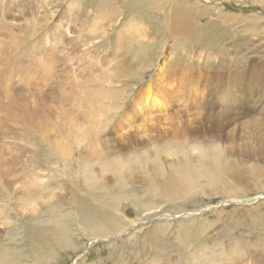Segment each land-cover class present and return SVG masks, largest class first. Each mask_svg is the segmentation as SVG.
Returning a JSON list of instances; mask_svg holds the SVG:
<instances>
[{
    "label": "rangeland",
    "instance_id": "374dc122",
    "mask_svg": "<svg viewBox=\"0 0 264 264\" xmlns=\"http://www.w3.org/2000/svg\"><path fill=\"white\" fill-rule=\"evenodd\" d=\"M192 2L199 4L191 6ZM0 10V30L14 35L17 42L28 41L31 35V42L44 41L50 58L58 52L69 54L66 59L75 57L79 82L86 81L82 77L88 74L95 78L106 71L105 90L115 106L122 107L116 122L147 88L151 87V94H162L158 86L161 65L175 82V90L184 87L178 78L183 72L191 77L188 89L194 88L198 73L213 78L228 74L224 82L228 86L236 78L252 81L254 90L264 81V0H0ZM100 10L105 17L100 18ZM165 17L179 20L176 29L167 27ZM95 21L102 23L100 28L92 25ZM94 29L100 31L99 37H94ZM74 38L76 48H71ZM14 45L15 41L0 44L2 76L9 74ZM43 48L33 49L36 55L15 49L19 65L30 66L32 71L37 60H45ZM66 64L58 65L61 72L66 73ZM10 86L11 96L30 109L35 106V90L28 93L21 75H13ZM187 92L177 94L185 97L184 108L168 103L169 124L157 126L156 131L141 130L138 136L133 130L121 143L111 130L99 142L90 138L81 143L79 162L84 157L85 165L95 164L98 184L93 186L88 165L81 172L75 169L74 180L68 169L54 166L44 177L61 183V188L54 201L49 198V205L44 203L45 193L43 198L32 199L18 194L11 214L13 229L0 225V248L6 249V258L15 257L12 262L17 264H251L245 258L247 249L259 245L264 250V122L253 116L232 127L229 138L221 144L216 141L225 149L222 167L207 171L212 134L207 129L201 132L204 123L198 119L206 114L204 103L189 106L193 95ZM165 93L162 98L167 102ZM255 103L259 101L250 99L248 106ZM183 111L194 115L192 120L184 119ZM17 123L16 128L10 125L15 130L23 127L21 121ZM143 124L137 120L131 128ZM116 152L131 158L121 180L113 170L102 168L108 162L113 167ZM99 161L104 165L99 167ZM49 183L46 180V186ZM84 200L90 203L86 208Z\"/></svg>",
    "mask_w": 264,
    "mask_h": 264
},
{
    "label": "bare ground",
    "instance_id": "6f19581e",
    "mask_svg": "<svg viewBox=\"0 0 264 264\" xmlns=\"http://www.w3.org/2000/svg\"><path fill=\"white\" fill-rule=\"evenodd\" d=\"M196 4L199 3L192 2L191 6H194ZM3 8H5V6ZM7 12L10 13L9 11ZM91 13L95 14L90 11L89 14ZM9 15L11 16V14ZM99 15L100 18L105 17V11L103 10L102 14ZM81 16L79 15V17ZM165 18L167 27L176 29L178 25L177 21L179 20L171 17ZM184 20L182 21L184 22ZM102 23H104V21H102ZM102 23L100 21H95L92 23V25H94L96 28H100ZM34 25L36 26V24ZM6 27L8 29L7 25ZM83 27V29H85V26ZM1 31L2 30H0L1 45H4L5 43L8 44L11 41H15V45L12 47L14 49L9 55V74L6 76H2L3 71L0 69V216L2 217L3 221L0 225L2 226L8 225L12 228V224H14V222L12 220L11 214L13 213L14 207L16 206V197L18 196V194L21 193L22 198L32 199L43 198V193H45L44 196L47 195L48 198L44 203L47 205H49V198H51L52 201L57 198L56 196L58 195V192L61 188V183H57V181H54L51 177H44V174L47 171L51 172L55 168H57L54 166H59L63 168L64 171H67L68 169L70 178L73 179L77 175H74V172H81L83 165H85L84 157H82L84 162H79L81 160L78 157L82 142H85L90 138H95V140L99 142V140H101L103 136L107 137L109 131L112 130V133H115L114 135H116V140L122 143L124 142L125 138L128 139L133 130H137L136 132L139 136L141 130L145 132L149 130L156 131L158 130V127L160 128L163 123L165 125L169 124V121L166 119V111L168 110L167 108L170 107V104H178L179 106H183L184 108L185 97L182 95V97L180 96L178 98L177 94L188 91L187 94L193 95V97L189 98L188 101L186 100L187 103H189L190 101H192L191 99H193L192 103L190 102L189 106L201 104V101L204 103L202 104V107L205 108L206 114L201 115L198 119L200 120V122L204 123H201L204 126L203 128H201V130L203 129L201 132L204 133V131L207 129V133L212 134L211 136L213 138V141L211 139L212 146H210L208 149V153L211 156V168L207 169V171L212 170L214 167H222L224 162L225 149L224 147H220V141H222V139L226 138L227 136L229 138L227 132L230 131L232 127L236 126L237 123L243 121L245 118H253V116H256V120L264 122V81L261 83L256 82L257 85L255 91L253 89L254 83L252 81H245L236 78L233 81V84L231 83L228 86L227 82L224 83L225 81H228V78H226L228 74H225L224 76L218 75L213 78L207 73H205V75H202V73H198L197 77L199 78V80L194 84V88L190 87L188 89L187 85L191 77L189 73L185 74L183 72V75H180V77L178 78L180 79L181 83L184 84V87L180 86L177 90H175V82L170 80L168 78V75L164 73L162 65L160 68V75L158 77V80H160V82H158V86L161 88L162 94H151V87L147 88L144 96L142 94L136 95L132 104L133 107L130 106L131 108L127 110V112L125 111L123 119H121V117L120 119L117 118L118 121L116 122V117L122 107H116L115 102L111 100L110 93L105 90L107 83L105 78V74L107 73L106 71H100L95 78H91V74H88L86 75V77H82L83 80H87L81 83L78 81V73L80 71V68H77L75 66V57L72 59H66L69 54L66 55L65 52H63L62 56L58 52V54L51 53L52 58H50L48 57L49 55H47L46 46L43 48L44 41L40 40V43L31 42L30 40H32L33 37L30 35V37L27 39L29 43L28 41L17 42L14 35ZM8 31L10 30L8 29ZM92 32L95 33L94 37H99V30L97 31V33L95 32V29L92 30ZM4 34L7 37H4ZM26 34L28 33H25L22 30V36H25ZM25 37L27 38L28 36L26 35ZM48 38L49 37H47V39ZM58 40L60 42L62 41L61 38H58ZM70 46L71 48H76L75 38L73 39L72 45ZM58 47L59 44L57 46V49ZM41 48H43L42 56H45V60L43 62L37 60V66H35L32 71L30 70V66L25 65L21 67L19 65V56L16 50L26 51L30 55H36L32 50H41ZM42 56L40 57L42 58ZM46 57L48 58L46 59ZM58 61L60 63H64V61H66L67 64L64 67L66 69V73H64L63 70L61 72L60 68L58 67V65L60 64H58ZM80 61L82 60L80 59ZM1 63L2 60L0 59V64ZM47 68L49 69V71L47 70ZM25 73L27 74L26 76ZM16 74L21 75L22 85L28 90V93L35 90L37 100L35 106L31 109L28 106L22 104L19 100L15 99V97L11 96L13 93L10 91V83L13 79V75ZM200 81L202 83L201 85ZM165 92L168 93L169 97L167 102H165L163 99V93L166 94ZM252 96H254V98H251ZM18 97L28 96L18 95ZM5 99H7L11 104H8V102L5 103ZM250 99L259 101V103H255L250 107L248 106ZM52 105L55 106L57 110L56 112H54V107ZM199 108L198 110L201 111V108ZM218 108H221V110L218 112L215 111ZM161 110H163V113H161ZM182 113L184 119L187 118L192 120V116H194H191L188 111H183ZM20 115L27 117V119L23 120V117H19ZM171 116L172 115H170V119ZM257 116H259L260 118H257ZM54 120H58L57 123ZM137 120H143L144 124L141 125V128L139 126H136L134 129H132L131 127L133 126V124H136ZM18 121H21V123H23V127H18L19 129L15 130L12 125H10V123H13L14 127L16 128L18 125ZM194 121L195 120L193 119V122ZM207 123L210 125L209 127H205ZM216 141H219L220 144H217ZM119 150L121 149L119 148ZM89 151L91 152V150ZM91 153H94L93 155H96L97 153L100 154V151L94 150ZM92 154L88 155L92 157ZM106 154H108V156L111 155H109L108 151L106 152ZM116 154H118V152H116ZM119 155L120 154L116 156L117 161L115 159H111L114 160L112 162L114 163L113 167L108 161L107 166L100 161L97 163H101V165H98L99 167L104 165L102 166L103 171L111 172L113 170L112 172L115 174V176L120 178L121 180V178L126 175V169L130 167L129 161H131V158L127 160V158H124L126 155L123 158L121 157L122 155ZM85 158L88 159L87 156ZM106 160H109V158H106ZM91 163H87L86 165ZM93 165L95 164H92L90 166L88 165L89 167H87L89 168L88 172H92L91 175H89L93 177V179L91 180L94 186L96 182L98 184V181L94 179L95 174ZM87 167L86 170L88 169ZM85 174L87 173H84L83 175ZM68 176L69 175H67L66 177ZM56 178L57 176L54 179ZM48 179H50L51 183H49V186H46L45 182ZM51 179L54 182L51 181ZM88 179L89 178L86 177L84 181L86 180L85 182L89 184L90 182H88ZM102 202L105 203L104 201ZM50 204H52V202ZM89 204L90 203L87 200H84L83 208H86ZM52 235H54V238L56 237L54 232ZM5 253H7L6 249L2 250V248H0V264H17L16 261L15 263L12 262V258L15 257L7 259ZM245 256V258H247V260L251 262V264H264V250H262V248H259V245H256L255 250H253L251 247L248 248L245 252ZM168 261L166 262L168 263Z\"/></svg>",
    "mask_w": 264,
    "mask_h": 264
}]
</instances>
